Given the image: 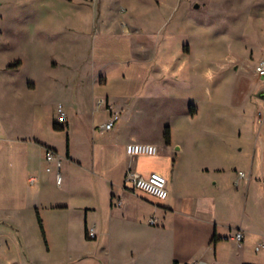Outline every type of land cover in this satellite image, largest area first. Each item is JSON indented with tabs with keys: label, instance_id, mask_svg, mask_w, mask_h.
Instances as JSON below:
<instances>
[{
	"label": "rangeland",
	"instance_id": "374dc122",
	"mask_svg": "<svg viewBox=\"0 0 264 264\" xmlns=\"http://www.w3.org/2000/svg\"><path fill=\"white\" fill-rule=\"evenodd\" d=\"M262 59L264 0H0V129L8 140L0 153V264L212 257L202 236L181 229L185 216L163 220V208L126 180L129 165L151 171L158 156L129 157L123 138L96 133L109 118V96L121 110L118 126L158 146L178 197L215 190L218 168L226 186L235 167L254 164L259 176L264 76L255 68ZM35 140L57 151V161L47 162ZM108 192L122 205L106 215ZM34 200L42 203L45 237ZM61 203L97 205L89 218H105L107 231L86 238L84 211L51 207ZM234 249L224 246L226 263Z\"/></svg>",
	"mask_w": 264,
	"mask_h": 264
},
{
	"label": "crops",
	"instance_id": "0c3cea01",
	"mask_svg": "<svg viewBox=\"0 0 264 264\" xmlns=\"http://www.w3.org/2000/svg\"><path fill=\"white\" fill-rule=\"evenodd\" d=\"M98 4L99 2L96 1L97 6ZM18 67L10 66L9 69L18 68ZM107 83H108V77H106V83H100V84L106 85ZM35 86L36 85L34 83V87ZM262 89H264V84L259 86L257 92L262 91ZM262 99L264 100V98ZM105 102H106V109L108 112L107 116H109V118L111 112L108 109V106L111 107L113 111L121 114V110L117 109V106L113 101L112 102L110 101L109 96H106ZM196 114H198V112L195 113L194 115ZM191 115L193 114L191 113ZM119 120L120 117L116 122L115 127L112 130H110V132L101 131V133H96V135L105 134L108 132L110 133L111 137L114 139L120 140L121 138H123V142L121 143L122 151H124L125 155L129 157H135L127 154L126 145L130 142H142L147 140H139L134 135L127 133V131L122 126H118ZM96 126L99 127V125ZM258 138L259 141L261 142V145L264 147V118H263V127L259 130ZM7 141H8L7 137H5V134L0 129V153L4 149H7L6 148ZM35 143L45 148L44 158L47 162L51 163L54 162V160L57 161L56 159H54L51 162L47 160L46 158L47 148L50 147H47L46 144L38 140H35ZM170 144H172V136H171ZM177 148L180 149L181 147L178 146ZM12 149H14V147ZM159 154L160 153L155 155L158 156V162L155 163L153 170L151 171L143 170L142 172H137L136 170L134 171L132 169V165H129L126 170L125 177L126 174L131 171L146 176L154 171L160 172L163 175H165L164 171H166L168 175H171L170 170L172 169L170 168V166L165 167L160 162L162 156H160ZM140 156L153 157L147 155H139L137 157ZM67 157L70 158V150H68ZM255 157H258L257 153L255 154ZM253 165L254 164H252L251 167L246 171H244V165L241 166L240 169H237L236 167L234 169H231L229 172V176L231 177L230 178L231 183L229 186H226L223 183V179H224L223 175L227 174L226 170L221 168L216 169V171H218L220 174H219V178L216 181H214L215 187L213 188H215V190H212L207 193L185 192L182 193V197H178L181 191L177 186L173 187V185L170 182V179L166 175L165 176L168 179V189H169V196L166 199L160 200L145 193L150 197L149 199L153 201L152 202L153 204L156 203L158 207L163 208V210H161L164 215L163 220H165L168 215L174 213H178L180 215L185 216V218H187L188 220V223L180 225L181 229L186 230L187 232H191L192 238H196V237L200 238V236H202L205 242L208 245H211L212 248L214 249L212 257H210L209 259L197 258V257L180 258L179 256H176L170 258V264H188L196 260H204L205 262H207V264H229L226 263V259L224 258L225 245H232L235 248L231 254L232 257L230 258L232 264H264V169L263 170L261 169L260 171V169L258 170V168H256L255 171L257 170L256 172L257 174H259V176H252L254 172ZM49 168L50 167H48V171L51 170V168L50 169ZM32 170H34V168L31 166L30 171ZM58 170H59L58 168L56 170V166H55V178L57 176ZM240 171L245 172V177H240L239 175ZM32 178H34L33 181ZM35 180H36L35 176H31L29 178L30 182H34ZM218 183L221 184L220 187L216 186ZM132 189L134 192L140 191L134 189L133 187ZM173 190L175 192L174 196L171 195V192L173 193ZM118 199L121 200V197L116 196L115 193L111 192V195L109 194V192L107 193L106 209L108 210L105 211L106 215L110 213V211L111 213H113L114 207L117 206L120 207L122 205V200L120 201L121 203L118 204ZM146 201L149 200L146 199ZM32 202L33 203L31 206L34 209L37 223H38L37 211L39 212L40 217L43 221L40 212V206L42 203H39V201L37 200H34ZM173 202L175 204L174 206H173ZM44 207L48 208V206L46 205ZM51 207L67 209V210H69L70 208H74L75 210L78 211V213H82L84 211L83 214L86 218L85 230L86 228L89 229V224H90V227L94 228L95 232L96 230L98 232H102L101 233L102 235L103 232L105 234V232L107 231L106 230L107 223L105 218L100 221L91 220L89 218L91 213L97 211L98 209L97 205L95 204L81 203L77 205L75 204L72 205V203H61L58 205H51ZM157 211H159V209H157ZM163 220H160L161 224L163 223ZM159 225L160 224L157 223L154 226H159ZM239 230L244 233V239L242 242H238L235 239H233L234 234ZM97 237H98V233L96 232L95 239ZM250 247H254L255 252H252ZM257 247H259V249H257ZM127 264H136V259L128 262Z\"/></svg>",
	"mask_w": 264,
	"mask_h": 264
},
{
	"label": "built area",
	"instance_id": "2783aa9c",
	"mask_svg": "<svg viewBox=\"0 0 264 264\" xmlns=\"http://www.w3.org/2000/svg\"><path fill=\"white\" fill-rule=\"evenodd\" d=\"M256 72L258 76H264V59L260 60L259 63L256 65ZM108 109L111 112L109 120L101 124L100 128L102 131H110L115 127L116 122L119 119V113L115 112L108 106ZM59 111L66 119V113L64 112L63 108L60 107ZM126 152L130 156H139V155H147V156H155L159 153L158 146L152 143L147 142H130L126 145ZM56 154L50 148L47 149L46 158L48 161H53L56 159ZM60 160L58 161V172L56 176V181L58 185H61L63 182V175L60 171ZM50 169V168H49ZM240 177H245V172H239ZM34 178H32V181ZM126 180H129L130 184L133 186L134 189L140 190L144 193H147L157 199L163 200L169 196V189H168V179L165 175L160 172H151L149 175H142L137 172H128L126 174ZM121 200L118 199V204H120ZM157 222L155 219H150V224L155 225ZM88 235L90 238H95L96 232L94 228L88 229ZM233 239L238 242H242L244 239V233L242 231H237ZM259 249V247H257ZM188 264H207L204 260H196L190 262Z\"/></svg>",
	"mask_w": 264,
	"mask_h": 264
},
{
	"label": "trees",
	"instance_id": "16d2710c",
	"mask_svg": "<svg viewBox=\"0 0 264 264\" xmlns=\"http://www.w3.org/2000/svg\"><path fill=\"white\" fill-rule=\"evenodd\" d=\"M59 127H61V126H59L57 123L54 124V128L55 129H58ZM165 141H166V144H170L171 134H170L169 129H166V131H165ZM37 220H38V223H39V227L41 229V232H42V234L45 237L44 224H43V221H42V219H41L40 214H39L38 211H37ZM85 235H86V238H90L89 235H88V229L87 228L85 230Z\"/></svg>",
	"mask_w": 264,
	"mask_h": 264
},
{
	"label": "water",
	"instance_id": "95a60500",
	"mask_svg": "<svg viewBox=\"0 0 264 264\" xmlns=\"http://www.w3.org/2000/svg\"><path fill=\"white\" fill-rule=\"evenodd\" d=\"M196 7H199V4H196ZM259 95L261 98H264V90L260 91Z\"/></svg>",
	"mask_w": 264,
	"mask_h": 264
}]
</instances>
